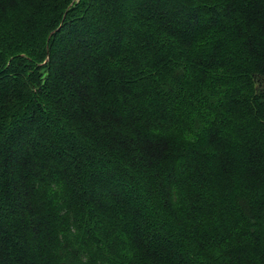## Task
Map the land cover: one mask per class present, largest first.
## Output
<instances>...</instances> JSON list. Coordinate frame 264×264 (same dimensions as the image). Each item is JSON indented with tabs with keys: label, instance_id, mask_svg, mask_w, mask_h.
Instances as JSON below:
<instances>
[{
	"label": "trees",
	"instance_id": "trees-1",
	"mask_svg": "<svg viewBox=\"0 0 264 264\" xmlns=\"http://www.w3.org/2000/svg\"><path fill=\"white\" fill-rule=\"evenodd\" d=\"M258 81L264 0H0V264H264Z\"/></svg>",
	"mask_w": 264,
	"mask_h": 264
},
{
	"label": "rangeland",
	"instance_id": "rangeland-1",
	"mask_svg": "<svg viewBox=\"0 0 264 264\" xmlns=\"http://www.w3.org/2000/svg\"><path fill=\"white\" fill-rule=\"evenodd\" d=\"M254 59V58H252ZM259 84L264 82L258 81ZM258 82H256L257 86L259 85ZM255 86V88L257 87ZM247 159L241 160L240 158L234 159L232 163L225 167H221L220 169L216 170L215 172L217 175H219L218 182L222 185V187H225L227 185V181L231 180L233 177H235V174H239L238 178H243V187H245L248 191H251L252 188L255 186L256 180L258 179V175L263 174L264 169L260 172V166L264 167V153H255L253 151L248 153ZM253 159L261 161L260 164L253 163ZM250 160V161H249ZM260 165V166H259ZM226 177V178H225ZM215 200V199H214ZM216 202L221 205L220 207L223 208V213L226 215L224 210H226V206L224 204V193L218 192V195L216 196Z\"/></svg>",
	"mask_w": 264,
	"mask_h": 264
}]
</instances>
